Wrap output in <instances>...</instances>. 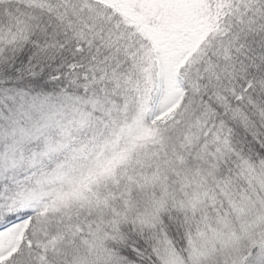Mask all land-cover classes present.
<instances>
[{
	"label": "snow or ice",
	"instance_id": "snow-or-ice-1",
	"mask_svg": "<svg viewBox=\"0 0 264 264\" xmlns=\"http://www.w3.org/2000/svg\"><path fill=\"white\" fill-rule=\"evenodd\" d=\"M0 264H264V0H0Z\"/></svg>",
	"mask_w": 264,
	"mask_h": 264
}]
</instances>
